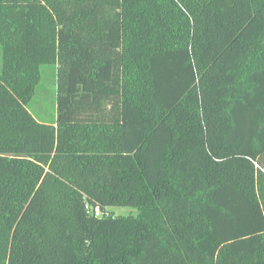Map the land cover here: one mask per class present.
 <instances>
[{
  "label": "trees",
  "instance_id": "obj_1",
  "mask_svg": "<svg viewBox=\"0 0 264 264\" xmlns=\"http://www.w3.org/2000/svg\"><path fill=\"white\" fill-rule=\"evenodd\" d=\"M0 264H264V0H0Z\"/></svg>",
  "mask_w": 264,
  "mask_h": 264
},
{
  "label": "rangeland",
  "instance_id": "obj_2",
  "mask_svg": "<svg viewBox=\"0 0 264 264\" xmlns=\"http://www.w3.org/2000/svg\"><path fill=\"white\" fill-rule=\"evenodd\" d=\"M42 78L29 104L30 112L41 121H51L55 113V77L52 66L42 65ZM107 213L112 215L136 214L137 209L129 206H112Z\"/></svg>",
  "mask_w": 264,
  "mask_h": 264
},
{
  "label": "built area",
  "instance_id": "obj_3",
  "mask_svg": "<svg viewBox=\"0 0 264 264\" xmlns=\"http://www.w3.org/2000/svg\"><path fill=\"white\" fill-rule=\"evenodd\" d=\"M91 211L95 212V214H98V208H95V209H90Z\"/></svg>",
  "mask_w": 264,
  "mask_h": 264
}]
</instances>
